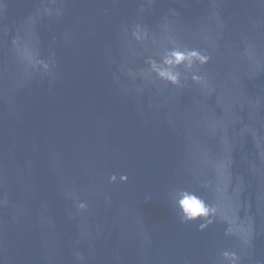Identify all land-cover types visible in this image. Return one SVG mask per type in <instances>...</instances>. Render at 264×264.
Returning a JSON list of instances; mask_svg holds the SVG:
<instances>
[{"label":"water","instance_id":"obj_1","mask_svg":"<svg viewBox=\"0 0 264 264\" xmlns=\"http://www.w3.org/2000/svg\"><path fill=\"white\" fill-rule=\"evenodd\" d=\"M263 176L264 0H0V264H170Z\"/></svg>","mask_w":264,"mask_h":264},{"label":"clouds","instance_id":"obj_2","mask_svg":"<svg viewBox=\"0 0 264 264\" xmlns=\"http://www.w3.org/2000/svg\"><path fill=\"white\" fill-rule=\"evenodd\" d=\"M139 39V37H137ZM209 61V57L206 54H202L198 50L181 49L174 47L170 51H166L162 57L160 63L156 61L152 62L151 71L154 72L160 79L171 82V84L179 85L181 73L176 71L181 65L187 69H191L195 62H199L200 65L206 64ZM49 65L46 63L43 65V70L47 71ZM192 80L200 82L203 80L201 76H192ZM120 182L126 183L128 177L121 175L119 177ZM117 180L116 175L110 177V182L115 183ZM176 207L181 214L182 222H192L200 218L207 219L210 214H215V209L210 208L206 203L194 193H190L187 190L180 191V194L176 196ZM77 207L80 211L87 209V204L79 202ZM211 221H209L210 223ZM206 225L201 224V230ZM222 257L225 261H229L230 264H237L239 257L234 252L225 251L222 253Z\"/></svg>","mask_w":264,"mask_h":264}]
</instances>
